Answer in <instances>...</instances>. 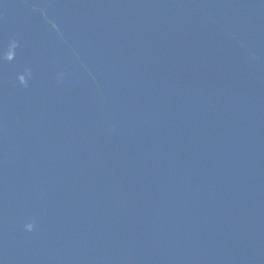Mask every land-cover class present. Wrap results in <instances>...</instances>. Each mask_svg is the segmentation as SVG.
Returning <instances> with one entry per match:
<instances>
[{
    "label": "water",
    "instance_id": "95a60500",
    "mask_svg": "<svg viewBox=\"0 0 264 264\" xmlns=\"http://www.w3.org/2000/svg\"><path fill=\"white\" fill-rule=\"evenodd\" d=\"M0 264H264V0H0Z\"/></svg>",
    "mask_w": 264,
    "mask_h": 264
}]
</instances>
